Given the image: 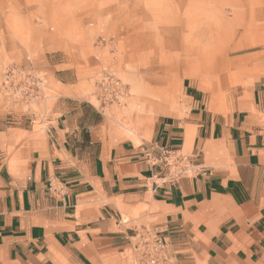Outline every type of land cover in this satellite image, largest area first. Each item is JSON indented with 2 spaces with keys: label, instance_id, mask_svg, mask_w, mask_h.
Wrapping results in <instances>:
<instances>
[{
  "label": "crops",
  "instance_id": "obj_1",
  "mask_svg": "<svg viewBox=\"0 0 264 264\" xmlns=\"http://www.w3.org/2000/svg\"><path fill=\"white\" fill-rule=\"evenodd\" d=\"M241 61L245 85L224 105L213 77L185 82L184 115L141 145L107 133L66 81L43 117L0 105V264H132L146 230L170 264H264V51ZM164 148L193 171L171 180Z\"/></svg>",
  "mask_w": 264,
  "mask_h": 264
},
{
  "label": "rangeland",
  "instance_id": "obj_2",
  "mask_svg": "<svg viewBox=\"0 0 264 264\" xmlns=\"http://www.w3.org/2000/svg\"><path fill=\"white\" fill-rule=\"evenodd\" d=\"M219 49L238 64L262 57L264 0H0V105L43 117L58 90H67L58 81L67 82L102 110L107 133L141 145L160 117L184 115L185 82L207 87L212 81ZM8 68L42 77L40 96L14 103L3 87ZM106 68L129 88L121 104L102 105L95 96V80ZM216 75L227 83L221 92L211 90L213 104L224 105L226 95L245 85L246 73L241 66Z\"/></svg>",
  "mask_w": 264,
  "mask_h": 264
},
{
  "label": "built area",
  "instance_id": "obj_3",
  "mask_svg": "<svg viewBox=\"0 0 264 264\" xmlns=\"http://www.w3.org/2000/svg\"><path fill=\"white\" fill-rule=\"evenodd\" d=\"M43 79L37 73L22 69L8 68L3 76V87L12 95L14 103L28 104L40 96ZM95 96L102 105L121 104L129 96V88L115 71L108 68L99 73L95 80ZM156 161L169 169V177L176 180L193 171L192 162L187 156L177 155L171 148H164ZM53 187V182H51ZM131 248L136 264H170L167 243L153 232L143 231L135 238Z\"/></svg>",
  "mask_w": 264,
  "mask_h": 264
},
{
  "label": "bare ground",
  "instance_id": "obj_4",
  "mask_svg": "<svg viewBox=\"0 0 264 264\" xmlns=\"http://www.w3.org/2000/svg\"><path fill=\"white\" fill-rule=\"evenodd\" d=\"M188 51V50H187ZM190 52V51H189ZM225 52L222 49L217 50L216 52H214V56H215V63L217 65V68L215 70L214 73L210 74L214 79H216L218 81V84L221 86L220 88L223 90L224 85L227 83V77H224L223 79H221V77H218V75H216L217 70H221L224 71L226 73L231 72L232 69L234 68H240L241 64L235 63V62H230L225 58ZM201 56V55H200ZM219 56V57H218ZM200 58V57H199ZM221 60V62H220ZM221 63V64H220ZM235 73V72H234ZM234 76V74H233ZM236 76V75H235ZM234 76V77H235ZM237 77V76H236ZM231 79V78H230ZM237 80V78H236ZM162 102V100H161ZM159 106V105H158ZM155 108V107H154Z\"/></svg>",
  "mask_w": 264,
  "mask_h": 264
}]
</instances>
